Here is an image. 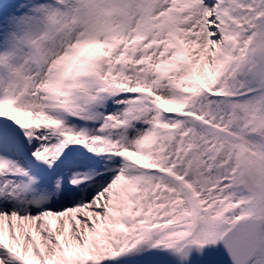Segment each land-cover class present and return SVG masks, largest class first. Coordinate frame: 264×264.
Masks as SVG:
<instances>
[{
	"label": "snow or ice",
	"instance_id": "6c2138e0",
	"mask_svg": "<svg viewBox=\"0 0 264 264\" xmlns=\"http://www.w3.org/2000/svg\"><path fill=\"white\" fill-rule=\"evenodd\" d=\"M0 264H264V0H0Z\"/></svg>",
	"mask_w": 264,
	"mask_h": 264
}]
</instances>
